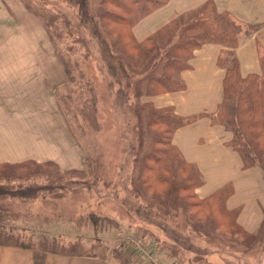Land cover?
Instances as JSON below:
<instances>
[{
  "label": "rangeland",
  "instance_id": "374dc122",
  "mask_svg": "<svg viewBox=\"0 0 264 264\" xmlns=\"http://www.w3.org/2000/svg\"><path fill=\"white\" fill-rule=\"evenodd\" d=\"M1 2L7 16L0 15V66L7 64V82L0 85V124L7 144L36 138L35 151L53 153L56 148L40 145L70 142L71 155L63 148L66 158L81 163L63 170L52 161H24L21 168L4 172L5 187L39 188L36 196L25 192L4 199L18 216L5 219V235L14 226L23 241H46L68 249L59 253L73 249L69 255L102 264H121L118 256L128 264H264V224L257 234L248 233L234 213L225 211L223 194H195L203 179L171 144L173 131L184 120L154 103V98L176 90L174 79L181 82L183 68L165 67L169 59L164 53L172 45L167 35H177L179 29H188L187 36L208 34L199 44L176 43L180 49L170 57L171 66L185 58L187 68L202 44L217 42L230 49L232 37L236 44L239 22L228 16L222 24L210 16L200 19V13H208V8L200 9L203 4L182 11L150 35L153 44H141L146 39H135L134 24L168 0ZM113 4L128 6L130 14ZM103 8L116 17L98 19ZM120 17L128 22H114H121ZM227 19L237 29L223 25ZM135 46H144V54L135 52ZM226 56L221 54L220 61L230 66ZM59 72L64 83L52 93L51 80L40 83L39 78L44 74L54 80ZM164 180L190 183L173 198ZM1 260L27 263V257L12 253H3Z\"/></svg>",
  "mask_w": 264,
  "mask_h": 264
},
{
  "label": "crops",
  "instance_id": "0c3cea01",
  "mask_svg": "<svg viewBox=\"0 0 264 264\" xmlns=\"http://www.w3.org/2000/svg\"><path fill=\"white\" fill-rule=\"evenodd\" d=\"M207 1L215 6L217 12L227 13L231 20L241 24L236 46L233 48L238 61L239 75L242 77L253 73L259 75L260 64L264 58V0H168L165 5L134 24L133 36L137 41H144L182 11L201 6ZM1 4L0 0V11ZM0 15L7 16V10L1 11ZM224 50L230 49L217 42L197 47L189 64L187 63V69L180 73L183 89L160 95L157 99L154 98V103L161 108H171L174 115L180 118H193L173 131L171 144L179 150L185 162L197 167L203 179V183L195 189V194L199 198H208L223 186L230 185L232 192L226 197L224 207L235 214V221L240 228L254 234L261 228L264 220V172L258 166L243 168L241 156L231 145L232 131L212 118V115L218 112L223 97L225 69L219 67L217 61ZM6 70L7 64L0 66V85L7 82ZM61 73L58 75L60 78L54 80L51 76L43 74L39 78L40 83L45 79L51 80L55 85V90L51 91L55 93L56 88L64 83ZM23 81H27V78H23ZM35 141L36 138L29 140L20 137L19 144L12 141L10 147L7 144V135L2 131L0 124V163L52 161L63 170L79 167V159L75 158L76 161L75 159L72 161L71 157L66 158L63 151L66 147L71 155L70 142L67 145L62 140L60 145L41 144L40 147L44 149L56 148L53 153H44L33 149L35 146L32 142ZM3 253L25 256L26 264H32L30 251L0 247V264H4L1 260ZM161 254L166 258L164 253ZM45 264H102V262L96 258L49 254L46 256Z\"/></svg>",
  "mask_w": 264,
  "mask_h": 264
},
{
  "label": "trees",
  "instance_id": "16d2710c",
  "mask_svg": "<svg viewBox=\"0 0 264 264\" xmlns=\"http://www.w3.org/2000/svg\"><path fill=\"white\" fill-rule=\"evenodd\" d=\"M109 5L112 6V3ZM115 7L125 15L130 14V13L126 14V12L128 13V10L126 11V8L128 6L126 5H115ZM205 8H208V13L207 14L205 12L200 13L201 15L200 19H205L208 18V16H210L215 19H219L220 21L219 23L222 24L224 20L223 18H226L227 16L229 17L227 13H222V14L218 13L215 9V6L211 2L207 1L204 3V6L200 7V9H205ZM105 10L106 8H103V12L99 15L98 19L106 18L111 20V17L114 18L116 17L115 15L107 14ZM213 13L215 16H213ZM82 17L86 19L87 14L86 13L83 14ZM120 20L121 22L118 21H114V22H117L119 24H126V22H128L124 17H120ZM210 24L212 25V23ZM223 25L235 27V29H237L235 24L229 21L228 19L227 21H225ZM218 27H221V25H218ZM187 31L188 29H183V30L179 29L178 32L180 33H178L177 35H167V38L172 43V45L169 47L168 51L164 53V56H166L169 59V61L166 60V62L169 63H167L165 67L171 68L172 70L181 69V68H183L182 70L187 69L185 68L186 67L185 58L183 60L181 59L178 62L177 66H171L170 57L177 56L178 50L180 49V47L176 45L177 42H181V45L184 46V43L186 44L191 42V43L199 44L200 43L199 41L202 38H206V39L208 38V34L205 33L204 31L197 33L193 32L192 35H188V36H187ZM215 40L220 41V38H216ZM233 40H234V45H233ZM148 41L151 42L150 44H153L151 37L146 39V41H144L141 44H145ZM230 45H232L231 47H229L230 50H232L236 46L235 38L232 37ZM134 50L135 52L141 53L143 55L144 54L143 52H145V47L135 46ZM223 53L227 55L225 57L226 59H230L231 65L230 66L224 65L220 61V57L218 58L217 61L218 66L225 69V74L223 79V97H222V102L218 106V112H216V114H213L212 118H214L216 121H219L225 126V128L232 131L233 138L231 140V145L241 156V159L243 161V168L258 166L264 172V58L260 64L259 75L253 73L250 74L249 76L242 77L239 75L238 61L234 53L232 51H230L229 53L224 51ZM159 55L160 54H158V57ZM150 63L151 62H147L146 64L149 66ZM161 81L165 83L167 80L166 78H162ZM172 83L173 84L175 83L177 86L175 88L176 89L175 91L182 90L184 87L182 80L180 82L178 79H174ZM167 109L172 110L169 107ZM175 119L177 118L175 117ZM180 119L184 120L183 124H185L192 121L193 118H188V119L180 118ZM148 160L151 161V159L149 158ZM257 161L259 162V164H256ZM23 163L24 162L19 164L0 163V246H9V247H18V248L27 249L32 254V264H45L46 256L49 254L52 255L56 254L57 256L62 255L63 257L73 256V255H69V253L72 254L74 253L73 249L70 250L69 253H59L61 250H68V249L62 247L56 249L55 246H53L52 244L50 245L47 244L46 241H43L40 244H36V245L32 244L31 240L23 241L20 235L14 234L15 231L14 226L9 227L8 236L4 234L5 219L7 218L9 219L8 221H13L15 217H18L16 216V214L10 212V210L6 208V206L3 204L4 199L11 196L23 197L25 192L30 193V197H32V195L36 196L37 192L39 191L38 187L26 186L27 189H20L21 187H18L14 191L13 188L4 186L2 180H8L7 178H4V172L13 171L10 168L19 169L21 168L20 165H23ZM17 176L18 175H15L14 179H16ZM164 182L166 183V188H167L166 192H169L170 190L171 192H169V194L173 198L178 197L177 191L179 192L187 189L185 187L190 183L189 180L188 181L185 180L184 183L181 184H176L172 180L170 181L164 180ZM20 192L22 193L20 194ZM231 192H232V187L230 185H225L213 195H217L219 198V196L223 194L226 199V197L229 196ZM225 211L229 214H233V212L227 211L226 209ZM262 224H264V220ZM19 230H22V228H19ZM34 232L35 230H32V235L35 234ZM23 243L26 244L24 245ZM73 257H82V256L75 255ZM118 257L119 259H121L120 261L121 264H128L127 260H125V262L122 261L123 256L122 257L118 256ZM148 264H153V262L149 260Z\"/></svg>",
  "mask_w": 264,
  "mask_h": 264
}]
</instances>
